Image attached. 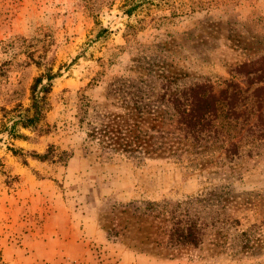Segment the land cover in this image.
<instances>
[{
	"label": "rangeland",
	"instance_id": "obj_1",
	"mask_svg": "<svg viewBox=\"0 0 264 264\" xmlns=\"http://www.w3.org/2000/svg\"><path fill=\"white\" fill-rule=\"evenodd\" d=\"M124 1L0 0V109L13 107L15 90L29 106L41 69L24 65V46L38 56L47 34L54 71L65 65L49 135L18 128L33 139H11L0 111V159L19 177L8 188L0 176L2 264H264V141L247 130L255 117L231 131L241 150L229 161L220 141L184 138L167 101L196 83L246 87L235 69L264 58V0H128L138 6L129 17ZM101 27L107 39L90 42ZM82 91L91 108L81 125ZM48 145L63 161L23 165L8 151ZM187 207L198 224L224 222L197 248H171L172 213L186 219Z\"/></svg>",
	"mask_w": 264,
	"mask_h": 264
},
{
	"label": "trees",
	"instance_id": "obj_2",
	"mask_svg": "<svg viewBox=\"0 0 264 264\" xmlns=\"http://www.w3.org/2000/svg\"><path fill=\"white\" fill-rule=\"evenodd\" d=\"M137 4H130L125 0L121 6L122 12L128 17L137 9ZM92 12V9H89ZM108 29L101 27L97 34L90 42L106 40L108 37ZM48 35L44 34L45 42L42 45L40 54L36 56L33 51V44L23 47L22 54H26V62L24 65L41 69V72L33 77L29 85V106L24 108L18 91L15 90L8 104H13L11 109L2 107L1 131L7 132L11 139H21L30 141L33 138L47 136L51 132L50 125L46 122V115L51 110L50 95L53 84L56 79L62 76L65 65H60L54 71L56 62L55 50L51 49V41ZM26 48V49H25ZM83 52V51H81ZM84 56V53H80ZM79 55V57H81ZM79 57H75L71 63H75ZM264 58L244 63L235 69L236 74H243L247 79L246 87H241L238 83L229 81L225 86L217 91L209 82L196 83L188 87L182 88L180 91L173 93L168 98V104L174 111L173 116L176 117V123L179 130L184 133V138L191 139V142L197 146L210 141L211 144L220 141L223 144L225 157L231 161L239 155L241 150V141H234L231 131H234L237 125L249 124L253 117L255 120L247 127L248 134L255 135L259 140L264 141ZM68 67H66L67 69ZM253 75V76H251ZM251 76V77H250ZM252 85H258L251 89ZM129 101L132 102L140 114L142 108L138 107V96H130ZM91 108L90 100L84 94L79 92L76 118L79 124L87 122L89 111ZM18 128H23L33 134V138L24 136L19 133ZM239 132V131H238ZM226 144V146H225ZM209 148V146H208ZM8 151L12 157L26 165V158L29 156L40 162H59L65 158V152H57L53 145H48L43 154L34 151L24 152L21 148L9 147ZM0 176L5 178V185L11 188L13 183L19 182V177L11 175L0 159ZM212 205L217 202L212 200ZM194 200H189L185 205H191ZM207 206H204L206 208ZM215 206L214 208H216ZM192 208L187 207L186 219H182L172 213V219L175 221L169 230L168 242L171 248L190 246L197 248L204 239L205 230L209 225L215 226L219 221L216 219L211 224L201 221L198 224L196 219L192 218L189 212ZM219 216V215H218ZM206 220V218H204ZM221 221L220 223H223ZM243 248L247 246L248 239L243 240ZM0 264H2L0 259Z\"/></svg>",
	"mask_w": 264,
	"mask_h": 264
}]
</instances>
